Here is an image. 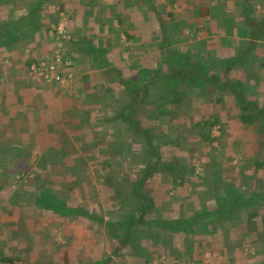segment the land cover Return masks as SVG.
Listing matches in <instances>:
<instances>
[{
	"label": "rangeland",
	"instance_id": "1",
	"mask_svg": "<svg viewBox=\"0 0 264 264\" xmlns=\"http://www.w3.org/2000/svg\"><path fill=\"white\" fill-rule=\"evenodd\" d=\"M256 5L259 8L258 13L264 14V0H257ZM161 24L165 25L161 27L164 35L170 33V29L176 31L177 38L180 39L178 44L180 49L190 48L188 42L181 43L183 36L186 37L185 34L180 33L182 29L172 27L169 29L166 23L161 22ZM57 29L58 27H52L50 31L51 37H57L55 52L63 51L65 44L71 40L68 35L67 38L61 37ZM187 30L185 28V31ZM228 49L234 52L235 56L232 58L238 63L232 67H229L226 60L221 57L202 58L194 53L189 58L192 67H196L192 78L194 83L210 84L211 79L212 83L209 88L204 89L207 86L200 85L202 88H199L194 87L193 83L186 82V87L189 89L187 88V92L186 87L183 89L186 99L181 106V117H179L180 110H176L172 124L170 118H157L162 123L159 126L153 125V137L150 140H154L156 146L160 145L162 158L166 161L177 159L185 162L190 169H194V175L190 177L186 186L179 190L174 189L170 178L164 175L156 173L149 179L148 189L152 187L151 196L157 205L154 213L149 214L151 219L159 217L173 219L184 213V207H186L185 211L189 210L190 202L195 203L199 191H203L204 185L209 184L210 181L206 184L205 181L215 165L222 169L225 179L231 180L238 176L239 180L236 184L240 188L247 185V182H254L257 187L264 184V170L258 171L253 167L255 158L264 159V133L260 122L257 121L255 126L249 127L241 124L240 104L235 95L229 93L231 88L227 86L237 82L240 86L237 91L243 99L248 102L257 100L254 104L259 107L264 101V58L253 56L255 58L246 59L240 57L235 49ZM180 61L181 58H178L175 64ZM206 63L212 66L208 71H205L208 67L204 68ZM160 64L168 67L164 59ZM254 67L259 69L254 70ZM31 76L37 83L43 82L35 75L31 74ZM150 81L154 80L150 79L144 89L151 98L148 99L149 103L157 107L155 97L158 95L152 90L154 87ZM68 84L60 85L70 88ZM220 84L224 85L225 91L217 88L221 86ZM143 94L144 92H141V98L144 97ZM109 107L103 104L101 107H95V110L100 109L104 117L110 115ZM147 107L149 106L145 105L142 110ZM112 110L114 111V107ZM139 113V120L145 125L151 123L145 110ZM93 114V123L89 125L96 126L97 129L86 132L91 134V137L85 135V131H81L86 138L79 133L77 137L71 139L76 144H72L71 141L69 144H63V149L68 150L72 147L79 152L78 155L75 154L77 158L74 161L68 158V154H60L58 156L61 162H40L41 160L37 159L39 154L29 157L27 153L22 152L19 155L13 149L11 151L6 142L3 143L5 138H0V255L13 257L15 264H100V259L103 257H107L106 264H145L144 258L136 259L125 251H120L118 254L123 256L122 259L115 256L116 245L104 224L97 225L95 221L83 217H63L38 204V201L42 202L38 199L42 197L43 191L47 190L69 207L80 206L91 214L96 213L104 219V222L116 221L113 216L119 217L117 188L112 189L107 186V178L112 171L116 176H120L119 182L125 183L124 187H129L134 179L139 177L141 170L139 171L137 165L142 167V160L147 153L137 145L144 143L145 138L143 134L129 129L121 119L112 122L102 121L96 117V111H93ZM211 115L219 116L222 123L212 130L211 136L216 140L206 143L197 135L193 128L195 122L191 119L201 121L210 118ZM37 117L39 118L38 114ZM179 119H190V121L182 123ZM57 137L54 134L53 137L42 140L50 144L52 141L60 140ZM31 139L33 142L34 138ZM158 140H162V144ZM48 156L53 160L56 154L50 153ZM106 162L112 163L107 170L102 168L107 165ZM210 164L212 169L209 170ZM199 178L202 180L199 181ZM260 193L262 206L258 208L256 222L259 230L262 231L264 186ZM169 198L170 201H167ZM206 198L204 196L203 200L205 201ZM171 203L175 205L172 207V213L167 208ZM178 204L179 207L176 206ZM196 205L198 207L199 204L196 202ZM191 208L193 209L194 206ZM246 229L245 224L241 229L231 230L228 227L224 230L220 229L217 231L216 239L196 236L195 245L191 244V252H187L189 245L185 243V247L183 246L179 234L173 237L172 246L169 247L174 249L165 254L156 250L151 242L146 243L148 249L155 253L153 264H264L261 245L254 243L259 231L254 230L253 236L248 234L242 237ZM0 264L5 263L0 262Z\"/></svg>",
	"mask_w": 264,
	"mask_h": 264
},
{
	"label": "crops",
	"instance_id": "2",
	"mask_svg": "<svg viewBox=\"0 0 264 264\" xmlns=\"http://www.w3.org/2000/svg\"><path fill=\"white\" fill-rule=\"evenodd\" d=\"M256 2L0 0V138L19 155L39 154L40 162H61L58 154H68L74 161L78 151L42 139L55 134L62 141L58 144H69L78 133L91 137L86 132L97 129L89 125L93 111L100 120H111L113 102L118 96L125 98L124 91L134 86L143 90L150 79L156 81L158 75L173 72L172 67L188 64L191 68L189 58L194 53L202 58L231 59L235 56L231 48L246 59L264 58V14L258 13ZM161 22L182 29L186 37L181 43L188 42L190 48H179L180 39L173 29L164 35ZM52 27H64L71 38L63 47L69 66L53 59L57 37L50 36ZM178 58L181 61L175 64ZM163 59L168 67L160 64ZM41 61L53 65L62 76L73 75L70 88L34 81L31 65ZM200 85L207 89L210 84ZM103 104L110 106V115L103 117L100 109L95 110ZM260 105L264 110V101ZM50 151L56 154L53 160Z\"/></svg>",
	"mask_w": 264,
	"mask_h": 264
},
{
	"label": "trees",
	"instance_id": "3",
	"mask_svg": "<svg viewBox=\"0 0 264 264\" xmlns=\"http://www.w3.org/2000/svg\"><path fill=\"white\" fill-rule=\"evenodd\" d=\"M162 43L164 46L166 45L164 41ZM225 60L229 67L238 64L232 58ZM165 61H168L169 63L168 58H165ZM170 65L172 66V64ZM207 67L210 68L208 63H206L204 68ZM172 68L175 69V67ZM194 70H196V67L190 68V65L187 64L184 67H180V69H175L171 73L160 76L158 75L156 81H153L154 88L152 89L158 95L155 97L158 104L157 107H155L153 103H149L148 99L151 98L147 96V90L144 88L143 90H140L138 87L134 88V85H131L134 86L133 88L124 91L123 97L125 98H119V96L117 97L114 95L115 98L117 97L113 102L115 112L113 111L114 114L109 121L112 122L116 121L118 118H122V121L125 122L129 129L136 133L139 132L143 134L145 138L144 143H138L137 145V142H139L138 140L136 141V145L147 153L142 160V167L137 165L139 171L141 170L139 177L134 179V182L131 183L129 187H124L125 183L123 184L119 182L121 181L120 176H116L112 171L107 178L109 182H107V186L112 189L117 188V191L115 190L118 201L117 210L120 215L119 217L113 216V219L116 221L104 222L102 217L96 213L91 214L80 206H77L78 208H71L64 201H61L47 190L43 191L41 195L42 197L38 199L42 202L38 201V204L42 208L50 210L63 217H83L95 221L97 225L104 224L111 234V239L116 245L114 255L120 259H122L123 256L118 255L119 252L125 251L136 259L139 257L144 258L143 260L145 261V264H153V260L156 256L155 253L153 254L148 249V242L154 244L152 246L156 248V250L165 254V252H170L174 249H170L169 247L172 246L173 237L179 234L182 238L183 246L185 247V243L189 245L187 252H191L192 245H195L196 242V239H194L196 236L216 239L217 231L220 229L224 230L227 227L231 230L232 228L241 229V226L244 224L247 229L242 233V237L248 236V234L253 236L255 232L254 230L259 231V233L257 232L258 235L256 234L255 240L254 238L253 240L255 241V244L261 245V252L264 255V227L263 230L260 231L258 222H256L258 208L262 206V194L260 191H262L263 186L257 187L254 183L247 182V185L240 188L236 184L239 177L235 176L231 180L225 179L222 169H219L218 165H215L211 175H207L205 184L207 181H210L208 182L209 184L204 185L203 191H199L195 203H193V201L190 202L189 210L187 209V211H185L186 207H184V213L173 219L162 217L154 219L149 218V214L154 213V210L157 207L155 199L151 196L152 187L151 189H148L150 184L149 179L152 178L154 174L158 173L170 178L173 188L177 190L186 186L190 177L194 175V169H190L185 162L177 159L169 161L164 160L160 154V145L156 146L154 140H150V138L153 137V125L158 124L159 126L160 123H162L157 120V118H170L172 120L170 123L172 124L175 119L176 110H180L179 117H181V106L184 105L183 103L186 99L185 93L183 92L184 87L187 86V83H193L195 87L199 85V83H194L195 81L192 79ZM211 83L212 79L210 84ZM221 86H217V88H220L221 90L225 89L224 85ZM227 86L231 88L229 93L235 95L236 100L240 104L241 114L239 119L241 120V124L249 127L255 126V122L259 121L261 130L264 133V110L257 105L255 106L254 103L243 99V96L237 91L240 87L237 82L233 85L227 84ZM187 88L189 89V87L185 88L186 92ZM141 92H144V97L142 98L145 99L139 97ZM145 105L149 106L143 109V111L145 110L146 112L145 114L147 118H149L151 122L148 125H145L142 120L138 119L139 110ZM213 115H211L210 118L201 121L191 119L195 122L193 128L197 135L206 143H212L216 140L211 136L212 130L219 123H222L219 116ZM155 116L156 119L153 120L152 118ZM179 121L182 123L184 121L189 123L190 119H179ZM158 141L161 142L162 140ZM61 142L62 141L60 140L56 141V146H64L63 144H58ZM50 153L52 154V151H50ZM106 164L105 167H102L105 170H107V167L112 166V163L110 162H106ZM253 167L258 171L264 170V159L259 157L255 158ZM112 169H114V167ZM210 169H212L211 164L209 165V170ZM200 180L202 179L199 178V181ZM204 196L207 197L205 201L203 200ZM188 198H190V196ZM167 201H170V198L167 199ZM196 202L199 204L198 207ZM173 206H175L173 203L169 204L167 207L169 208V212L172 211ZM176 206L179 207L180 204ZM192 206H194L193 209L191 208ZM106 258L107 257H103L100 259L99 263L106 264ZM0 262L5 264H15V259L13 257L0 255Z\"/></svg>",
	"mask_w": 264,
	"mask_h": 264
},
{
	"label": "built area",
	"instance_id": "4",
	"mask_svg": "<svg viewBox=\"0 0 264 264\" xmlns=\"http://www.w3.org/2000/svg\"><path fill=\"white\" fill-rule=\"evenodd\" d=\"M57 32L61 37L67 38V32L64 27H58ZM53 59L58 64H63L65 66L70 65V62L64 59V53L62 50H58L57 52H55ZM31 71L33 75H35L39 80H42L43 82H56L58 84H68L70 83V79L72 78L70 75L65 77L56 73L54 71L53 65L49 66L47 61H41L32 64Z\"/></svg>",
	"mask_w": 264,
	"mask_h": 264
}]
</instances>
